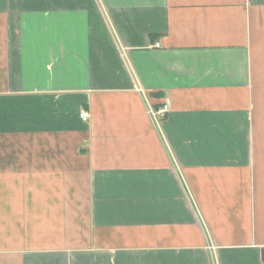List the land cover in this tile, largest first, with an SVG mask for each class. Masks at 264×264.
Masks as SVG:
<instances>
[{"label":"crops","instance_id":"0c3cea01","mask_svg":"<svg viewBox=\"0 0 264 264\" xmlns=\"http://www.w3.org/2000/svg\"><path fill=\"white\" fill-rule=\"evenodd\" d=\"M0 264H264V0H0Z\"/></svg>","mask_w":264,"mask_h":264},{"label":"built area","instance_id":"2783aa9c","mask_svg":"<svg viewBox=\"0 0 264 264\" xmlns=\"http://www.w3.org/2000/svg\"><path fill=\"white\" fill-rule=\"evenodd\" d=\"M154 47L155 48H159L160 45L158 43L154 44ZM169 112V106L168 104H164L162 107L158 108L155 112H154V115L157 116V117H161V118H164L167 113ZM79 117L82 121H87L88 120V114L84 111H81L79 113Z\"/></svg>","mask_w":264,"mask_h":264}]
</instances>
